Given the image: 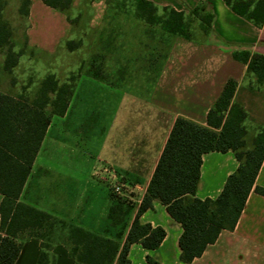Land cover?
Masks as SVG:
<instances>
[{
  "label": "crops",
  "instance_id": "1",
  "mask_svg": "<svg viewBox=\"0 0 264 264\" xmlns=\"http://www.w3.org/2000/svg\"><path fill=\"white\" fill-rule=\"evenodd\" d=\"M147 1L158 8L183 11L202 5L204 11L212 14V30L202 41L166 33V51L159 66L153 76L145 73L140 84L133 75L135 70L128 72L123 84L117 69L108 77L81 74L75 87L70 88L65 112L51 114L17 199L56 220L120 244L176 117L206 125L207 112L225 82L233 79L236 88L232 102L246 113L243 121L246 147L252 146L254 137L264 128V86L256 82L244 62L233 56L236 51L264 55V23L256 26L235 13L224 0ZM255 1L251 0L252 5ZM108 2L73 0L70 18L85 10L88 26L100 27ZM26 22V44L47 54L69 40L73 31L66 14L42 0H30ZM161 32L164 37V31ZM98 162L120 177V197L114 198L107 180L94 173ZM238 164L231 150L204 153L196 196L215 198ZM255 186L264 188V158L234 228L221 230L216 240L189 263L179 259L181 225L172 219L164 204L155 201L139 218L151 226L162 227L165 236L152 250L132 243L127 254L129 264H148L146 255L162 264H264V195L256 192ZM1 200L2 194L0 203ZM117 203L124 212L110 217V207ZM35 232L41 230L32 227L17 232L15 240L21 246L13 264L37 263L42 243ZM64 238V230L56 225L43 240L50 245L45 250L53 264H73Z\"/></svg>",
  "mask_w": 264,
  "mask_h": 264
},
{
  "label": "trees",
  "instance_id": "2",
  "mask_svg": "<svg viewBox=\"0 0 264 264\" xmlns=\"http://www.w3.org/2000/svg\"><path fill=\"white\" fill-rule=\"evenodd\" d=\"M73 0H42L46 5L66 14L70 23ZM237 14L256 26L264 23V0H224ZM145 21L157 24L168 34L202 41L212 30V14L197 5L187 11L157 6L147 0H135ZM7 0H0V47L5 45L10 32L2 19ZM30 0H20L18 11L26 19ZM69 48L74 45L68 41ZM234 58L244 62L257 83L264 86V55L236 51ZM17 61L9 51L5 67ZM236 81L228 79L213 107L207 112L206 125L182 116L175 118L157 161L143 198L137 208L123 243L91 232L82 227L56 220L49 214L17 201L30 172L51 114L61 115L68 104V91L58 85L52 76H46L33 97L11 95L0 91V264H13L21 243L15 240L18 231L38 228L42 251L36 264H53L43 243L56 225L64 230V245L73 264H129V247L138 242L145 249L157 248L165 236L160 226L142 222L140 215L155 201L165 205L168 214L181 225L178 238L179 259L189 263L213 243L223 229L232 230L243 209L246 198L264 158V128L254 137L252 146L246 147V116L243 108L232 102ZM231 150L238 160L215 198L196 196L200 178L202 155L209 151ZM254 190L264 195V188ZM119 203L110 207L109 214H123ZM3 233V234H2ZM44 248V249H43ZM148 264H162L146 255Z\"/></svg>",
  "mask_w": 264,
  "mask_h": 264
},
{
  "label": "rangeland",
  "instance_id": "3",
  "mask_svg": "<svg viewBox=\"0 0 264 264\" xmlns=\"http://www.w3.org/2000/svg\"><path fill=\"white\" fill-rule=\"evenodd\" d=\"M19 5L20 0H7L2 14L10 37L0 47V90L12 95L33 97L46 76H52L58 85H64L69 91L81 74L108 77L116 69L120 71L122 84L127 81L128 72L134 70L133 75L140 84L145 73L154 75L166 51V33L163 37L159 25L145 21L135 0H109L100 27L88 26L87 11L83 10L71 23L70 39L52 54L26 44L27 22L18 11ZM160 10L157 8L158 13ZM68 41L74 45L72 49ZM9 51L14 53L17 61L6 68ZM110 192L114 198L120 197L111 189Z\"/></svg>",
  "mask_w": 264,
  "mask_h": 264
},
{
  "label": "built area",
  "instance_id": "4",
  "mask_svg": "<svg viewBox=\"0 0 264 264\" xmlns=\"http://www.w3.org/2000/svg\"><path fill=\"white\" fill-rule=\"evenodd\" d=\"M94 173L98 176L104 177L112 192L116 194L121 193V184H120V177L117 175V173L111 169L109 166L104 165L103 163H96L93 169Z\"/></svg>",
  "mask_w": 264,
  "mask_h": 264
}]
</instances>
